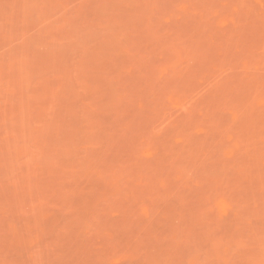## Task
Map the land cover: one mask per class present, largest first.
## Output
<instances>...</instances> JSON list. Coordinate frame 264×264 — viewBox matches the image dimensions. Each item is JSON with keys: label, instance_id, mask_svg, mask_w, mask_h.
<instances>
[{"label": "rangeland", "instance_id": "obj_1", "mask_svg": "<svg viewBox=\"0 0 264 264\" xmlns=\"http://www.w3.org/2000/svg\"><path fill=\"white\" fill-rule=\"evenodd\" d=\"M0 264H264V0H0Z\"/></svg>", "mask_w": 264, "mask_h": 264}]
</instances>
